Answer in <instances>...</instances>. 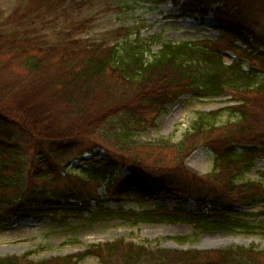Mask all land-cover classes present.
<instances>
[{
    "label": "trees",
    "instance_id": "obj_1",
    "mask_svg": "<svg viewBox=\"0 0 264 264\" xmlns=\"http://www.w3.org/2000/svg\"><path fill=\"white\" fill-rule=\"evenodd\" d=\"M182 1L181 16L203 17L213 11L220 42L145 39L138 28L134 39L129 32L121 33L110 46L74 39L72 31L47 44L35 32L17 29L20 22L27 23L25 14L11 15L8 25L15 28L1 32L0 55L19 61L28 82L22 86L18 81L4 93L11 89V95L0 96V225L11 218L64 220L91 211L94 217H118L132 223H185L202 231L241 228L264 236V219L252 225L245 220L251 214L239 210L264 203V171L258 180L243 178L258 159H264V127L255 132L259 125L254 118L261 106L256 105L253 113L251 100L264 97V21L257 11L258 5L264 10V0ZM237 42L245 49L237 47ZM225 49L238 50L239 60L225 64ZM185 94L201 99L229 94L235 104L199 112L180 142L134 141L137 132L148 129L166 112L167 104ZM9 98L14 100L10 104ZM141 110L153 114L144 118ZM223 116L226 120L219 123ZM97 147L105 155L80 157L88 164L73 173L71 153L79 150L82 156ZM203 147L213 153L211 171L206 175L189 172L184 161ZM138 150L147 152L148 163L153 160L158 166L147 165L145 156H137ZM159 151L166 155L161 162L151 156ZM72 174L82 186L63 182ZM93 179H108V195L115 202L153 200L158 204L153 209H111L87 192ZM190 198L197 204L195 211L181 207ZM169 200L178 204L171 208ZM207 204L210 213L202 216L201 208ZM176 239L183 243L188 237ZM87 254H95L104 264H264V250L255 246L170 250L123 240L93 246L75 256L41 261L11 256L0 258V264H79Z\"/></svg>",
    "mask_w": 264,
    "mask_h": 264
},
{
    "label": "rangeland",
    "instance_id": "obj_2",
    "mask_svg": "<svg viewBox=\"0 0 264 264\" xmlns=\"http://www.w3.org/2000/svg\"><path fill=\"white\" fill-rule=\"evenodd\" d=\"M175 1H178V4H175ZM182 2V0H63L60 2L58 0H0V35L1 32H9L15 28L14 24H8L11 15L18 12L19 17L25 14L28 21L27 23L26 21L20 22L22 24L19 23L17 29L30 33L35 32V35L47 44L56 43L72 31L71 37L74 39L96 41L98 44L105 42L110 46L119 41L117 39L122 34L128 32L130 38L134 39L138 28L140 29V38L145 39L154 36L155 39L160 37L171 41L207 39L220 42V32L216 28L218 21L213 11L207 12L208 14L203 17L197 13L181 16ZM258 10V15L263 16L264 21V10L260 5H258ZM235 45L245 49L240 42ZM238 52V50H223L224 63L229 65L238 61ZM148 58L151 59L150 56ZM258 60L256 59L257 67L261 68ZM20 67L19 61L15 62L9 55H0V96L11 95V89L8 94L4 93L9 87H16L20 83L18 81H21L22 86L28 82L26 76L24 79V76L21 75L25 74ZM14 76L17 77L13 81L17 83L10 82ZM251 100L254 101L253 111L251 110L253 113L258 109L256 105L261 106L258 109L259 112L254 116L255 119H258L259 125L255 132H260L264 127V97ZM8 101L10 104L14 100L9 98ZM234 104L235 101L229 94L205 99L185 94L176 102L167 104L166 112L160 113L153 121L152 126L137 132L133 139L136 142L144 143H156L167 139L173 143L180 142L186 131L191 128V124L199 112L224 109ZM30 112L34 111L30 110ZM151 114H153L151 110L140 111V115L144 118ZM226 118L227 116H223L219 123L224 122ZM209 141L210 138L207 142ZM87 144L91 145L88 142ZM170 151L175 153L173 150ZM159 152L161 153H153L151 156L161 162L166 155L165 151ZM93 153L99 154L100 157L105 155V151L100 147L95 148ZM136 153L137 156H145L143 161L148 163L147 152L138 150ZM90 156V152H84L81 156V151L74 150L69 156V160H71L69 168L73 173H79L88 164V162L80 160V157L87 159ZM213 159V153L209 149L198 148L184 161V165L189 172L206 175L213 167ZM173 161L176 165L177 161ZM150 162L147 165L158 166L152 164L153 160ZM263 171L264 159L260 158L249 171L244 173L243 178L244 180H258ZM123 172L127 173L128 169H124ZM117 173L118 171L115 172V174ZM63 182L71 187L83 185V182L73 174L63 177ZM107 182L109 181L93 179L88 182L87 192L100 196L104 200L105 206L111 209L115 210L119 207L136 210L153 209L158 204L153 200L144 201L141 204L115 202L108 195ZM167 204L173 208L178 203L169 200ZM181 207L192 211L198 209L192 198L181 202ZM210 210L209 204L203 206L201 208L202 216L208 215ZM240 210H247L251 214L247 215L245 220L252 225H256L264 219V203L252 208H240ZM91 213V211H85L79 217H69L64 220H52L49 217L42 219L11 218L7 223L0 225V258L27 255L29 259L41 261L55 257L75 256L88 251L93 246L116 240H123L127 244H144L152 249L205 251L255 246L258 250H264L263 235L246 233L241 228L202 231L185 223H132L118 217H94ZM178 237H188V240L181 243L176 239ZM79 264L104 263L95 254H87L82 257Z\"/></svg>",
    "mask_w": 264,
    "mask_h": 264
}]
</instances>
